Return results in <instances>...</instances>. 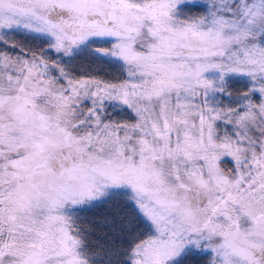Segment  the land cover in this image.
<instances>
[{"label":"snow or ice","instance_id":"1","mask_svg":"<svg viewBox=\"0 0 264 264\" xmlns=\"http://www.w3.org/2000/svg\"><path fill=\"white\" fill-rule=\"evenodd\" d=\"M0 264H264V0H0Z\"/></svg>","mask_w":264,"mask_h":264}]
</instances>
